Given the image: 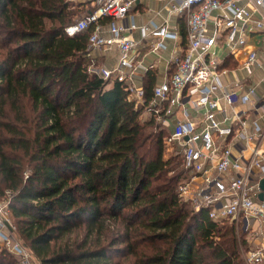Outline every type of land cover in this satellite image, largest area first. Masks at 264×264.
Segmentation results:
<instances>
[{
    "label": "trees",
    "instance_id": "obj_1",
    "mask_svg": "<svg viewBox=\"0 0 264 264\" xmlns=\"http://www.w3.org/2000/svg\"><path fill=\"white\" fill-rule=\"evenodd\" d=\"M85 7L0 0V202L13 236L40 264H246L236 226L183 199L190 171L167 156L157 117L142 118L157 71L130 101L91 70L103 66L94 26L66 33ZM0 264L22 263L0 246Z\"/></svg>",
    "mask_w": 264,
    "mask_h": 264
},
{
    "label": "built area",
    "instance_id": "obj_2",
    "mask_svg": "<svg viewBox=\"0 0 264 264\" xmlns=\"http://www.w3.org/2000/svg\"><path fill=\"white\" fill-rule=\"evenodd\" d=\"M91 1L95 10L66 33L74 36L94 26L90 55L117 49L112 67L91 70L125 84L130 101L144 100L138 74L156 71V64L146 61L148 55L159 56L168 51V42L176 43L147 112L168 127L173 122L166 143L181 146L179 154L191 173L182 197L196 210L211 207L215 221H240L245 231L261 236L262 243L248 251L246 260L264 264V202L259 200L264 177V88L259 89L264 84V0H155L162 6L145 24L136 19L141 0ZM179 18L185 20V38ZM228 58L238 62L236 68L226 66ZM258 73H263L259 82L254 79ZM249 114L256 117L252 127ZM8 212V202L0 203V246L22 264H33L7 226Z\"/></svg>",
    "mask_w": 264,
    "mask_h": 264
},
{
    "label": "crops",
    "instance_id": "obj_3",
    "mask_svg": "<svg viewBox=\"0 0 264 264\" xmlns=\"http://www.w3.org/2000/svg\"><path fill=\"white\" fill-rule=\"evenodd\" d=\"M141 4L139 5L138 7V13L136 15V19H137V22H139L140 24H145L149 18H146V14H142L140 12V7L142 6L143 7V10H144V6L147 7L145 10H149V11H155L156 9H159L162 5L155 1V0H141ZM160 20V18H159ZM107 25L104 26L105 28V34H107L106 32V28ZM133 36H139L138 33H134L132 34ZM255 45V44H253ZM174 46H176V43L174 42H168V51L166 52H162L159 56H155V55H148V58L146 59L147 62H151V63H155L156 64V71H157V80H158V83L162 82L164 80V78L166 77L167 73H168V62L170 60V57H171V51L172 49L174 48ZM256 46V45H255ZM262 47V46H261ZM93 56L94 57H100L101 60H102V65L105 66V67H112L118 60V51L117 49H111V50H97L96 52L93 53ZM143 76V77H142ZM263 77V73H258L256 76H255V81L259 82L260 79H262ZM228 80H230V76H227L224 81L229 83ZM144 81H145V74L143 75V73H139L138 74V77L136 78V82H137V85H142L144 86ZM157 83V84H158ZM264 88V84L263 85H260L259 86V89H262ZM178 111V109L176 110V112ZM252 114H249L248 116V123H249V126L252 127V124L254 123L255 120H251L250 118L252 117L251 116ZM180 117V113H178V118ZM175 119V118H174ZM256 119V117H255ZM262 123V122H260ZM256 237H259V238H262L261 236H256ZM263 239V238H262ZM254 243H257V246H259L262 242L255 238L254 240Z\"/></svg>",
    "mask_w": 264,
    "mask_h": 264
},
{
    "label": "rangeland",
    "instance_id": "obj_4",
    "mask_svg": "<svg viewBox=\"0 0 264 264\" xmlns=\"http://www.w3.org/2000/svg\"><path fill=\"white\" fill-rule=\"evenodd\" d=\"M83 2H85L86 3V7L83 9L84 11L85 10H87L88 8H93V5H92V1L91 0H84ZM147 7H145L144 6V10H143V7L141 6L140 7V12L142 13V14H146V18H150L151 16H153V13H154V11H149V10H145ZM81 16H80V18H83L84 16H85V13L84 12H82V14H81V12L79 13ZM229 60H232V59H230V58H228V61ZM228 64H231V63H229L228 62ZM230 67V66H229ZM237 67V65H235V66H232L231 68H236ZM95 68H97V67H95ZM151 116V114H149L147 111L143 114V120L145 121L146 119H148L149 117ZM252 117L250 118L251 120H255V115H251ZM158 120V119H157ZM160 121V120H159ZM163 121V120H162ZM162 121H160L161 123H162ZM172 123V125H171V127L169 126H166V125H164L163 123H162V125H161V129H164L165 130V140L166 139H168L169 138V136H170V134H171V131H172V129H173V122H171ZM149 129H151V128H149ZM165 151H166V154H167V156L168 157H171V156H177L178 154H179V152L181 153V146H179V144L178 143H173V142H171V143H169V142H167V143H165ZM189 182H190V180H189ZM183 199H186V198H183ZM191 202V201H190ZM0 203H3V201H1ZM193 205V204H192ZM194 207V206H193ZM5 217L7 218L8 217V219L11 221V224L13 225V222H12V220H11V215H10V213L8 212L6 215H5ZM226 222V224H234L235 226H236V230H237V233L239 234V237H240V241L242 242V246H241V250H240V255H241V259L243 260V262H245L246 264H249L248 262H247V260H246V257H247V254H248V251L249 250H251L252 248H256L257 247V243H254V240H255V238H257V239H259L261 242L263 241V239L262 238H259V237H256L257 235V233H254V234H252V233H249V232H247V231H245V229L243 228L244 226H243V224L239 221L237 224L234 222H232L231 220H226L225 221ZM76 237V235L75 236H73V237H71V238H69V240L71 241V240H73V238H75ZM2 248V247H1ZM30 260H31V262L33 263V264H40L38 261H36L34 258H33V256L32 255H30Z\"/></svg>",
    "mask_w": 264,
    "mask_h": 264
},
{
    "label": "water",
    "instance_id": "obj_5",
    "mask_svg": "<svg viewBox=\"0 0 264 264\" xmlns=\"http://www.w3.org/2000/svg\"><path fill=\"white\" fill-rule=\"evenodd\" d=\"M259 187L261 189V193L259 194V200L264 202V177L260 180ZM7 226L10 228L11 231H13L11 224L7 223Z\"/></svg>",
    "mask_w": 264,
    "mask_h": 264
}]
</instances>
